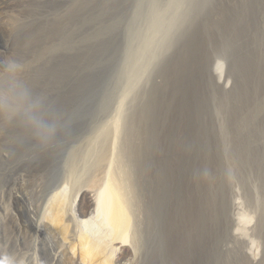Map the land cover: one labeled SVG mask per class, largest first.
<instances>
[{
    "label": "rangeland",
    "instance_id": "374dc122",
    "mask_svg": "<svg viewBox=\"0 0 264 264\" xmlns=\"http://www.w3.org/2000/svg\"><path fill=\"white\" fill-rule=\"evenodd\" d=\"M0 3L5 7L0 13V80L11 72L17 75L6 102L0 103V264H73L46 224V205L55 192L64 190L67 213L84 219L87 200L82 193L116 120L122 128L113 156L129 174L133 235L139 249L136 257L116 252L113 262L179 264L182 249L185 264H196V254L187 244L197 236L195 229L199 231L193 219L201 212L200 166L196 159L197 174L190 177L180 172V165L185 150L194 156L201 147L182 141L211 124L212 117L223 134L229 175L238 186L240 203L234 211L242 235L229 248L234 252L247 242L256 255L251 261L264 264V163H257L264 157V63L258 70L250 64L244 88L234 97H217L212 115L208 111L199 121L193 106L202 91L198 69L207 55H219L225 77L236 84L229 43L211 39L207 27L211 23L221 27L233 14L250 29L255 18L251 0ZM260 10L259 49L264 52V4ZM24 11L34 25L49 20L39 44L43 40L42 45L49 43L51 48L50 54L37 58L25 53L29 64L21 70L13 53L25 30L11 35L8 24ZM55 16L62 18L58 17L60 23L51 21ZM201 23L207 27L200 42L196 33ZM34 47L33 51L39 48ZM239 47L247 58L251 56L245 42ZM94 63L91 74L98 79L78 104L79 95L71 87L78 89L76 77L88 74ZM74 67L84 71L76 70L72 80ZM246 139L253 145L242 149L239 143ZM161 183L169 188V197ZM218 198L215 191L216 208ZM215 223L214 236L219 231L218 214Z\"/></svg>",
    "mask_w": 264,
    "mask_h": 264
},
{
    "label": "bare ground",
    "instance_id": "6f19581e",
    "mask_svg": "<svg viewBox=\"0 0 264 264\" xmlns=\"http://www.w3.org/2000/svg\"><path fill=\"white\" fill-rule=\"evenodd\" d=\"M21 1H25L27 3H32V2L35 3L36 1L39 0H21ZM4 8L5 7L3 6V4L0 3V13L3 12L2 10ZM27 14L28 13L25 14L24 11L23 15H21V18L19 20H18L19 16L17 14L15 19L14 17H12L13 19H10L8 24L9 33L11 35L18 33L20 30L23 29L25 30L24 31L25 35L23 39L18 43L19 48H16L15 52L13 53V57L19 61L18 68L21 70H25L29 64L28 60L26 59L25 53H28L32 57L37 58L41 56H46V54L50 52V48H51V45L47 47L49 43L48 44L46 43L47 44L46 46L45 44L42 45V43L44 42L43 40H41L42 41L41 45L39 44L40 38H42L41 35L49 30L48 28L50 26V22H48L49 20H43V22L34 25L36 21H34L33 19L32 22L30 20L31 17L30 13L29 15ZM58 17L56 16L52 17L54 19H52L51 21L56 24L60 23L62 18L60 17L61 18L60 19ZM204 24L199 26L200 28L196 33L200 39V42L202 41V36L205 33V29L207 27ZM207 30L209 31L210 29L207 27ZM209 35L210 38L213 37V33H210ZM209 37L207 36V39L205 41V46L207 40H210ZM47 42H51V41L48 40ZM202 46L204 48V44ZM32 47L34 48L39 47L38 48L39 50L36 49V51L38 50L39 53L38 54L35 53L36 51H33ZM214 69L219 76L222 75V71L224 69L222 70V63L220 57H217L214 63ZM22 79L23 78L21 77L20 80L21 83H23L24 81ZM0 81H1L0 87L5 85L4 87H1L0 90V96H1L0 103H5L7 100L6 96L8 92L11 91L13 85L17 81V75L16 73L11 72L8 76H6L3 80ZM191 100H193V97H191ZM3 105L4 104H2V107ZM141 125L142 124H140L139 127ZM120 126L121 125L119 124V121L116 120L112 127L113 128L111 132L112 135L111 138L109 139L108 146L107 148H105L106 149L105 151H103L98 155L96 162L93 166L92 175L90 179L86 182L87 183L86 189L82 193L83 200H87V210L83 213L84 219L82 220L74 219L72 215H69L67 213L66 206L68 203V199L65 195L64 190H59L55 192L51 196V198L49 199L46 205V213H45L46 224L52 229V231L54 232L56 238L60 243V246L62 247L63 252L67 256L69 261L73 264H116L115 262H113V256L116 254V252H125V253L131 252L134 257H136L138 253L139 248L138 245L136 244L133 235V212H132L131 199H130L132 187L129 180V174L126 172L121 162L118 161L117 157L113 156V151L116 148L118 142L119 133H121L120 128H122V126L121 127ZM190 135H191L190 138L192 140L189 143L193 144L194 147L195 145H197L196 148H198L199 145L203 143V138H200L201 134H198L196 136L192 134ZM132 138L133 137H131V139ZM182 144L181 147L184 146ZM187 150L184 151V155L182 159L185 162L189 161L186 162L185 166H190L191 168V164H197V162L195 157L193 158L187 157V155L189 156L191 155L187 152ZM216 178L218 180H216V182H213L212 184V186L214 187H216V184H220L219 178L215 177V179ZM161 187L163 188L164 193L165 194L167 193L168 196L169 188L163 185L162 183H161ZM214 187L212 189L210 185V189H212L211 192L212 208L216 209L215 192H213V190L219 191V189L218 188L214 189ZM236 196L237 197H235L234 199L232 216L234 220V231L236 232V234L240 236L242 235L241 232L242 229L240 228V221L237 218L238 213L234 211V208L237 209L240 203L238 194ZM218 211H216L215 217H213V221H215ZM211 233L214 236L213 230H211ZM183 252L184 250L182 251L181 249L180 250L181 256H179L178 258L180 262L179 264L186 263L185 262L186 255L184 254L185 252L184 253ZM246 253L254 261L256 255L252 249V245L249 243H247ZM196 264H205V263L202 260L198 259Z\"/></svg>",
    "mask_w": 264,
    "mask_h": 264
},
{
    "label": "water",
    "instance_id": "95a60500",
    "mask_svg": "<svg viewBox=\"0 0 264 264\" xmlns=\"http://www.w3.org/2000/svg\"><path fill=\"white\" fill-rule=\"evenodd\" d=\"M251 3L255 10V18L250 24V29L248 27L249 25L246 26L247 24L244 20H241L237 15L233 14H229L225 21L227 23L224 22L225 24H221V27L215 23L209 24V34L213 33L211 39L218 40L221 44L225 41L229 43L227 47L231 50L229 57L230 70L232 71V74H234L236 84L234 86L232 85L231 78L225 77L224 71H222L221 76L215 72L214 63L217 57L220 56L213 55V53L207 55L201 68L198 69V78L202 84V91L199 92L197 97L195 96L196 100L193 102L194 115L199 121L203 119L204 114L208 111L212 115L211 108L217 97L222 95L234 97L241 92L242 88H244L245 76L250 64L252 68L258 70L264 63V52L259 49L261 37L259 26L261 25L262 20L261 10L259 11V9L262 4H264V0H251ZM210 40H207L206 48L210 46ZM243 41L250 49L249 53L251 56L248 58L252 60L251 63L248 61V54L245 53V49L239 47L240 43H244ZM89 49H91L90 45L87 47V52ZM75 59L76 66L79 63L80 58L77 56ZM94 65L95 63L88 67L87 70H90L88 71V74L85 73V75L82 76L83 79L76 77L80 90L79 87L78 89L71 87L73 93L77 91L79 95L78 104L84 101L89 95L84 94L85 89L92 87V84L98 79H95V76L91 74V69ZM76 70H80L79 73H83L84 71L74 67L72 71V80L74 77L73 73H75ZM228 88H231L232 90H227ZM209 123L211 124H208L205 127L203 126L195 133H192V135L195 136L201 134L200 138H203L205 142L199 145L201 151L194 156L190 155L192 158L197 156L196 159L199 161L200 166L198 171V189L200 191L199 204H201V212L193 219V225L195 224L199 229V231L195 229L197 236L191 241V243L188 241L189 245L187 244V246L193 248L194 253L196 254V259L202 260L205 264H254L246 253L247 242H241V247L237 251L233 252L229 248L231 242L240 238V236L234 231V220L232 216L234 199L238 194V186L233 184L229 175L223 134L220 129L215 127L214 117L210 119ZM191 140L192 139L189 135L187 140L182 141V143L184 145L190 144L189 142ZM241 142L242 143H239V145L242 149H249L251 145H253L249 142V139ZM207 147L208 149L206 150L205 148ZM200 152L203 154H200ZM183 155L181 156L182 158ZM190 156L187 155V157ZM241 160L243 162V158H241ZM186 162L183 161V159L181 160L182 164L180 165V172H183L190 177H194L197 174L196 170L199 166H197V164H191L190 168V166H185ZM257 163H264V157H258ZM215 177H218L220 180V184L215 183L216 187L212 186L213 182L218 180L217 178L215 179ZM210 185L212 189L213 187L214 189H219L218 206L216 209L212 208V189H210ZM213 192H215V190H213ZM217 210H219L218 218L220 225H218L219 231L217 232V235L213 236L211 230H213L214 226H217L215 221H213V217H215ZM184 224L185 222H183V225ZM187 240L188 239H186V241Z\"/></svg>",
    "mask_w": 264,
    "mask_h": 264
}]
</instances>
